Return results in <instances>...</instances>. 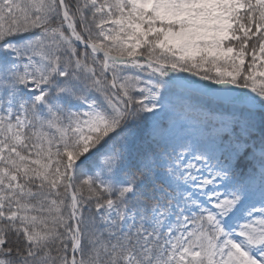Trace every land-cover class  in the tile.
I'll return each instance as SVG.
<instances>
[{
    "label": "snow or ice",
    "instance_id": "1",
    "mask_svg": "<svg viewBox=\"0 0 264 264\" xmlns=\"http://www.w3.org/2000/svg\"><path fill=\"white\" fill-rule=\"evenodd\" d=\"M0 264H264V0H0Z\"/></svg>",
    "mask_w": 264,
    "mask_h": 264
}]
</instances>
